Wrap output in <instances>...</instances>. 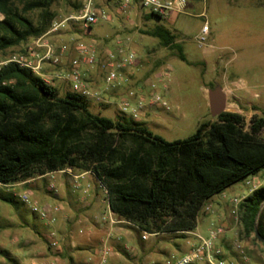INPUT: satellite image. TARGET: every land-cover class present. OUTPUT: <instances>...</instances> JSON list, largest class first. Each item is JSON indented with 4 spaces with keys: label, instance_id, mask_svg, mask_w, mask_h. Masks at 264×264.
I'll return each mask as SVG.
<instances>
[{
    "label": "rangeland",
    "instance_id": "374dc122",
    "mask_svg": "<svg viewBox=\"0 0 264 264\" xmlns=\"http://www.w3.org/2000/svg\"><path fill=\"white\" fill-rule=\"evenodd\" d=\"M84 1L57 0L47 31L2 51L0 65L14 56L37 64L32 71L62 96L75 92L65 75L76 60L81 81L91 92L84 97L93 113L137 122L169 141L185 138L200 123L216 119L210 115L207 97L208 89L216 85L226 94L225 111L243 115L246 124L253 114L264 117V0H186L184 12L166 19L145 18L148 10L135 3L123 9V0H94L102 17L90 28L68 19ZM53 22L61 25L50 32ZM205 23L208 33L201 40ZM157 24L176 35L189 65L144 34ZM48 48L52 58L43 59ZM117 48L134 53L135 62L122 71L125 81L109 84L101 63ZM90 55L93 64L85 62ZM130 91L134 95L129 97ZM156 95L165 106L153 102ZM124 100L130 107L143 101L137 118L130 110L121 112ZM261 185L264 169L214 195L199 213L195 230L203 238L219 227L220 246L241 245L242 253L227 251L226 264H264L262 241L255 240L254 232L247 234L238 211L241 201ZM3 195H12L17 202H5ZM21 195L48 208L52 221L32 213ZM186 239L143 233L110 214L105 191L88 171L66 169L24 183L0 184V264H107L118 259L120 264H166L186 252Z\"/></svg>",
    "mask_w": 264,
    "mask_h": 264
},
{
    "label": "trees",
    "instance_id": "16d2710c",
    "mask_svg": "<svg viewBox=\"0 0 264 264\" xmlns=\"http://www.w3.org/2000/svg\"><path fill=\"white\" fill-rule=\"evenodd\" d=\"M56 1L0 0V53L43 35ZM150 16L160 18L153 13L145 18ZM144 34L190 64L165 26ZM262 131L264 117L253 114L246 124L243 115L224 111L191 135L169 141L137 122L93 113L83 95L61 96L16 62L0 65V184L66 169L91 172L109 211L143 233L184 238L194 231L210 198L264 169ZM1 199L17 202L12 195ZM238 211L247 234L257 229L264 239V185L252 190Z\"/></svg>",
    "mask_w": 264,
    "mask_h": 264
},
{
    "label": "built area",
    "instance_id": "2783aa9c",
    "mask_svg": "<svg viewBox=\"0 0 264 264\" xmlns=\"http://www.w3.org/2000/svg\"><path fill=\"white\" fill-rule=\"evenodd\" d=\"M135 3L141 8L148 10V13H153L160 18H168L174 13H182L186 8V0H123L122 8L125 9ZM102 17L99 11L94 6V0H85L82 4L80 10L75 16H70L68 19H75L81 21V23L89 27L95 24L97 20ZM61 22H53L50 27V32L56 31ZM208 33V25L205 23L201 28V40H205V35ZM39 41V40H38ZM82 54V52L80 53ZM52 52L48 48L45 52L43 59H51ZM12 62L18 63L22 67H27L31 70H36L39 65H32L31 63L25 61L21 57H13L10 59ZM57 61V58L54 59ZM95 61L93 55L85 58V62L88 64H93ZM135 62V55L132 52H125L121 48H117L113 51L107 52L106 59L101 63V67L106 70L105 81L109 84L125 81L123 76L124 70L132 66ZM78 61H73V68L65 75V78L70 81L72 89L83 95H90V90L81 81L78 72ZM134 92H129V97L133 96ZM160 103V105L165 106L166 102L158 95L153 97V102ZM143 101L139 100L135 107H130L129 102L124 100L121 104V112H126L130 110L132 117H138L139 109L143 108ZM21 201L27 204L32 213L39 216L41 219L47 221H52L51 212L48 208L44 206H39L36 202H31L28 195H21ZM234 206L237 205V201L234 200ZM235 213V210H232ZM222 229L221 228H211L209 231V236L207 238H198V242L193 244L180 258L175 260H167L166 264H226L227 259L225 255L227 251L242 253L241 245L237 242H232L229 244L228 249L220 246V241L222 239ZM54 233H50V237L53 239ZM52 244L55 241L52 240Z\"/></svg>",
    "mask_w": 264,
    "mask_h": 264
},
{
    "label": "water",
    "instance_id": "95a60500",
    "mask_svg": "<svg viewBox=\"0 0 264 264\" xmlns=\"http://www.w3.org/2000/svg\"><path fill=\"white\" fill-rule=\"evenodd\" d=\"M207 97L210 115L212 117H216L225 111L226 94L220 85L208 89ZM255 235L259 240L264 242V239L259 235L257 229H255Z\"/></svg>",
    "mask_w": 264,
    "mask_h": 264
},
{
    "label": "crops",
    "instance_id": "0c3cea01",
    "mask_svg": "<svg viewBox=\"0 0 264 264\" xmlns=\"http://www.w3.org/2000/svg\"><path fill=\"white\" fill-rule=\"evenodd\" d=\"M30 180H32V179H30ZM30 180H27V181H30ZM26 181V182H27ZM24 183V182H23ZM110 214H112L111 212H110ZM187 239H186V244H187V250L193 245V244H195V243H197L198 242V238L199 237H202V235L199 233V232H197L196 230H194V231H192V232H188L187 233ZM203 238V237H202ZM186 250V251H187ZM135 254V253H134ZM136 255V254H135ZM134 255V256H135ZM121 263V260H116V261H107V264H120Z\"/></svg>",
    "mask_w": 264,
    "mask_h": 264
}]
</instances>
